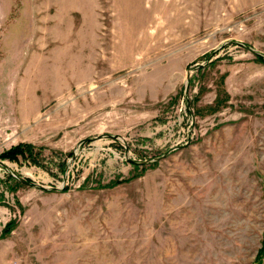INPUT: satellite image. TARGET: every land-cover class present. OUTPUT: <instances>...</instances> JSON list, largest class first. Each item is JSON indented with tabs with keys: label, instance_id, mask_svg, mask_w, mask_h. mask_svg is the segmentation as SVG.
I'll return each mask as SVG.
<instances>
[{
	"label": "rangeland",
	"instance_id": "rangeland-1",
	"mask_svg": "<svg viewBox=\"0 0 264 264\" xmlns=\"http://www.w3.org/2000/svg\"><path fill=\"white\" fill-rule=\"evenodd\" d=\"M259 55L264 0H0V264H264Z\"/></svg>",
	"mask_w": 264,
	"mask_h": 264
},
{
	"label": "trees",
	"instance_id": "trees-1",
	"mask_svg": "<svg viewBox=\"0 0 264 264\" xmlns=\"http://www.w3.org/2000/svg\"><path fill=\"white\" fill-rule=\"evenodd\" d=\"M260 57L264 58L262 55H259ZM33 146L31 144L22 143L20 145H17L15 147H12L11 149L5 151L3 154H1L0 158H8V159H17L19 155H24L28 153V156L34 161H36V157L34 152L32 151ZM259 254H264V241H263V247L260 249Z\"/></svg>",
	"mask_w": 264,
	"mask_h": 264
},
{
	"label": "bare ground",
	"instance_id": "bare-ground-1",
	"mask_svg": "<svg viewBox=\"0 0 264 264\" xmlns=\"http://www.w3.org/2000/svg\"><path fill=\"white\" fill-rule=\"evenodd\" d=\"M48 68V67H47ZM51 68V67H50ZM50 75V74H49ZM48 76V75H47Z\"/></svg>",
	"mask_w": 264,
	"mask_h": 264
}]
</instances>
